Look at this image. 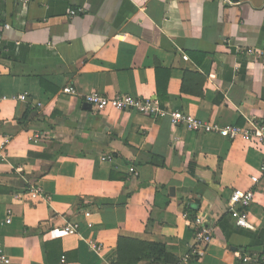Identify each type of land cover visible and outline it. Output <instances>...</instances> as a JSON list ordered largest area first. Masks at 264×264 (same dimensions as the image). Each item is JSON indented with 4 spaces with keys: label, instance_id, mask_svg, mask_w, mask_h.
Masks as SVG:
<instances>
[{
    "label": "crops",
    "instance_id": "obj_1",
    "mask_svg": "<svg viewBox=\"0 0 264 264\" xmlns=\"http://www.w3.org/2000/svg\"><path fill=\"white\" fill-rule=\"evenodd\" d=\"M248 48L264 49V0H0V247L8 264H113L120 237L166 245V264H256L234 254H264V143L95 112L82 99L158 98L160 85L168 111L264 136V60L243 56ZM66 86L80 97L64 94ZM252 176L260 180L251 229H238L228 199L251 188ZM31 186L42 195L32 199ZM185 208L215 230L197 262L182 261L193 242ZM66 220L81 222L79 235L53 234Z\"/></svg>",
    "mask_w": 264,
    "mask_h": 264
},
{
    "label": "built area",
    "instance_id": "obj_2",
    "mask_svg": "<svg viewBox=\"0 0 264 264\" xmlns=\"http://www.w3.org/2000/svg\"><path fill=\"white\" fill-rule=\"evenodd\" d=\"M83 10L70 11L71 17L77 13H82ZM243 56L256 59L264 60V49H246ZM62 92L66 95L73 97H80L78 92L70 86L63 88ZM21 102H25L27 97L21 95L17 98ZM83 101L90 105L95 112H102L105 110H115L118 112H135L142 116H147L152 119H168L170 124L174 127H182L187 130L197 133H214L225 136L230 140H234L241 137L244 140L256 139L257 142L264 143V136L261 128L253 130L240 128L235 125H218L216 123H207L192 116L186 115L178 111L166 110L156 97L141 98L133 97L130 95H119L113 97H107L97 92H91L82 97ZM39 138V134L33 136L32 139L36 140ZM3 148V144L0 146V153ZM109 156L102 158L103 161L109 160ZM260 175H264V156L261 159L260 164ZM260 176L250 177L252 187L247 190H234L228 199V215L233 221V224L238 229H251L249 223V208L253 201L254 193L253 188L259 183ZM28 195L32 198H38L42 195L39 187L31 186L28 189ZM83 217L85 218V226L87 229L92 228V223L89 221L90 213L84 212ZM182 219L187 227L193 231V242L188 248V253L184 256L183 262L194 261L197 262L204 257L209 246L214 240V227L208 223L207 217L202 214H197L193 219H190L187 212H183ZM9 222V221H7ZM81 222L77 220H66L65 223L52 230L56 237H67L77 236L80 233ZM89 248L99 254L103 252V244L94 239H88ZM235 257L242 263L255 262L256 264H264L263 255H248L235 253ZM8 258L5 256L3 249L0 247V264H8Z\"/></svg>",
    "mask_w": 264,
    "mask_h": 264
},
{
    "label": "trees",
    "instance_id": "obj_3",
    "mask_svg": "<svg viewBox=\"0 0 264 264\" xmlns=\"http://www.w3.org/2000/svg\"><path fill=\"white\" fill-rule=\"evenodd\" d=\"M157 96L163 106V103L167 100V96L165 89L161 88L160 85L157 88ZM189 207L192 208L191 205ZM184 211L188 214L190 213L189 208H185ZM192 212L195 213V211ZM189 217L193 219L195 215L189 214ZM166 251V245L161 243H150L120 237L117 241L116 260L113 264H138L140 262L166 264Z\"/></svg>",
    "mask_w": 264,
    "mask_h": 264
}]
</instances>
